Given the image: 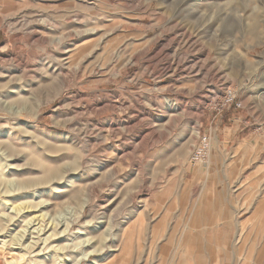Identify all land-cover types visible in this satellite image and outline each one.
Here are the masks:
<instances>
[{
	"label": "rangeland",
	"instance_id": "rangeland-1",
	"mask_svg": "<svg viewBox=\"0 0 264 264\" xmlns=\"http://www.w3.org/2000/svg\"><path fill=\"white\" fill-rule=\"evenodd\" d=\"M0 100V228L39 201L56 227L20 257L23 214L0 262L264 264V0H0Z\"/></svg>",
	"mask_w": 264,
	"mask_h": 264
},
{
	"label": "bare ground",
	"instance_id": "bare-ground-1",
	"mask_svg": "<svg viewBox=\"0 0 264 264\" xmlns=\"http://www.w3.org/2000/svg\"><path fill=\"white\" fill-rule=\"evenodd\" d=\"M57 2L58 1H65V0H56ZM70 1V4H74L75 2L79 1V0H69ZM66 3H67V0H66ZM64 4V3H63ZM66 8L67 5L64 4L63 6H60V8ZM42 20V19H41ZM40 20V23L41 25L43 26V28H45L46 26H51L53 22H49L48 20L46 19H43L42 21ZM34 21V20H33ZM56 21H60L61 23H67L66 19H64V17H58V20ZM36 23V22H35ZM38 23V22H37ZM39 24V23H38ZM54 25V24H53ZM52 25V26H53ZM62 25H65V24H62ZM40 26V25H39ZM96 29H93L91 31H86L85 33L86 34H93L95 33ZM69 36H65L63 40L60 41V43L64 42L66 39H68ZM57 42H59L57 40ZM19 69V68H18ZM20 70V69H19ZM16 75V74H14ZM18 76H8V81H5L6 83L3 84V88L5 89H8L9 85L15 81H17L18 79H21L23 80V72H21V74H17ZM4 77V76H3ZM6 77V76H5ZM225 89H230L234 92H236V90L231 87V86H225L223 88V90ZM35 92V91H34ZM9 93H12V94H15L13 93V91H10ZM17 94V93H16ZM27 96V95H26ZM31 96V99L29 101H27V106H26V111L28 112H32V114L36 115L37 112H38V109L41 105L43 104H47L49 102L50 99H45V100H39L37 102V100H35L34 96L35 95H30ZM34 98V99H33ZM19 99V98H18ZM21 99V98H20ZM36 101V102H35ZM19 103L20 104H23V106L25 105V103H23V100H19ZM12 106V105H11ZM0 109L1 110H6L7 112H12L13 109L15 110V107H10V106H7V102H4V101H1L0 100ZM13 113L18 117L20 118L21 116H19V111H13ZM10 116V115H9ZM12 116V115H11ZM5 118V117H4ZM4 118H1L0 119H4ZM10 118V117H9ZM6 119V118H5ZM11 119V118H10ZM16 121V120H15ZM2 122V121H1ZM195 130V129H194ZM196 132V131H195ZM194 132V133H195ZM196 134V133H195ZM194 137H196L194 135ZM210 140V139H209ZM208 140V146H207V158H208V153H209V147H210V142ZM0 149H4L3 151H1L0 153V157H3V158H9L10 157V160H20V156L15 154L13 155V149L10 148L9 144L6 143V142H0ZM193 153V152H192ZM12 154V155H11ZM11 157L14 159H11ZM192 157V155H191ZM190 157V158H191ZM21 161V160H20ZM8 162V160H7ZM6 166V165H5ZM8 167V166H6ZM5 167V168H6ZM4 168V169H5ZM10 168V167H9ZM114 169H112V172L114 173ZM48 173V172H47ZM50 173V171H49ZM1 188V187H0ZM7 194H9L8 192H5V191H1L0 190V198L1 197H4L6 196ZM1 202V201H0ZM3 205V204H2ZM0 204V206H2ZM58 206V205H57ZM56 206V207H57ZM51 207H52V204L51 203H46V202H37L35 204L31 203L30 202V205L28 204V202H24L23 205H20V206H17V207H12L11 208V212L9 214H4V215H1V219H2V222L3 221H6L3 223V227L0 228V234L2 231L5 230V228L11 224V222H15V221H18L20 220L21 218H23V214H27L29 213V216L30 214L32 215L31 217L29 218H26L28 219L27 221L24 222V227L19 231L20 233H17V235L13 236L10 238V246L11 247H16V249H14L17 254H20L19 256L20 257H23L26 255L25 250H33L34 248L38 247V243L42 242L43 240V243H45L48 239H51L52 237L55 236V224L53 223V218L52 220L50 219L49 215L47 213L51 212ZM31 212V213H30ZM48 215V217H47ZM21 217V218H20ZM19 218V219H18ZM13 225V224H12ZM67 228V226H66ZM50 232V234L48 235V237L44 238V239H41L42 235H45L47 232ZM125 231V230H124ZM30 235V239L31 241L25 246L23 247V239L26 238L27 235ZM105 234V233H104ZM105 242H109V241H112L111 238H107V235H105ZM114 240V239H113ZM2 245H5V241L2 240ZM110 246V245H109ZM108 249H110V247H107ZM107 249V250H108ZM104 250V249H103ZM24 251V252H23ZM101 252V251H99ZM103 252V251H102ZM24 253V254H23ZM17 260L15 258H11L9 260V263H7L5 261V259H3V262L1 261L0 264H16Z\"/></svg>",
	"mask_w": 264,
	"mask_h": 264
},
{
	"label": "built area",
	"instance_id": "built-area-1",
	"mask_svg": "<svg viewBox=\"0 0 264 264\" xmlns=\"http://www.w3.org/2000/svg\"><path fill=\"white\" fill-rule=\"evenodd\" d=\"M235 106L236 108H241L242 104L238 101L236 92L225 89L223 90L220 98L211 99L207 103V108L215 115H218L224 109ZM207 138H202L201 145L193 151L191 160L193 162H201L207 157Z\"/></svg>",
	"mask_w": 264,
	"mask_h": 264
}]
</instances>
